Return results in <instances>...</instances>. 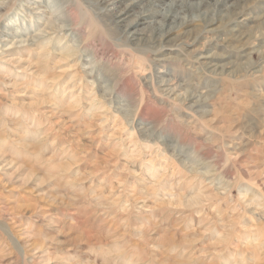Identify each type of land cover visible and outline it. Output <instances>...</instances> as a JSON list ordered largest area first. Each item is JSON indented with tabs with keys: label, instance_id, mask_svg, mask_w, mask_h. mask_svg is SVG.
<instances>
[{
	"label": "rangeland",
	"instance_id": "374dc122",
	"mask_svg": "<svg viewBox=\"0 0 264 264\" xmlns=\"http://www.w3.org/2000/svg\"><path fill=\"white\" fill-rule=\"evenodd\" d=\"M83 4L0 0V264H264V0Z\"/></svg>",
	"mask_w": 264,
	"mask_h": 264
},
{
	"label": "bare ground",
	"instance_id": "6f19581e",
	"mask_svg": "<svg viewBox=\"0 0 264 264\" xmlns=\"http://www.w3.org/2000/svg\"><path fill=\"white\" fill-rule=\"evenodd\" d=\"M71 1H72V4L74 5V7H76L77 12H79V15L81 16V23L80 24H83V23L87 24L89 34L95 35V33H97L98 31H101L100 33L102 34L103 38H104V36H107L106 31L101 29L100 23H98V19H96L93 16V13L88 8L85 7L86 5L83 4V0H71ZM52 23L53 22L49 19L48 22L46 23V25L44 26L43 30H40L38 33L34 34L32 37L26 38L24 41L20 42V43H22V42L26 43V42L31 41L32 46L36 45L35 55L37 57V61H40L41 59L45 60L46 56L48 55V46H49V43L51 41L49 38L44 37V33H45V31H48L49 28L53 27ZM75 49L73 47H69L67 45H65V46L61 45V47H58L57 50L60 51L59 52V54H60L59 60H66V59L70 58L72 55L75 54V52L77 50V49L76 50ZM74 103H75V101H74Z\"/></svg>",
	"mask_w": 264,
	"mask_h": 264
}]
</instances>
